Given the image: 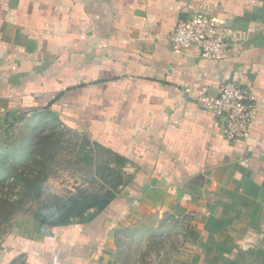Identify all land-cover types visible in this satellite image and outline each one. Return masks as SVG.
Returning <instances> with one entry per match:
<instances>
[{"label": "crops", "instance_id": "crops-1", "mask_svg": "<svg viewBox=\"0 0 264 264\" xmlns=\"http://www.w3.org/2000/svg\"><path fill=\"white\" fill-rule=\"evenodd\" d=\"M197 12L228 28L224 58L173 49ZM228 79L259 107L245 140L196 101ZM38 110L127 159L125 204L113 226L20 216L0 264H122L117 232L143 214L183 222L148 264H264V0H0V128Z\"/></svg>", "mask_w": 264, "mask_h": 264}, {"label": "rangeland", "instance_id": "rangeland-1", "mask_svg": "<svg viewBox=\"0 0 264 264\" xmlns=\"http://www.w3.org/2000/svg\"><path fill=\"white\" fill-rule=\"evenodd\" d=\"M92 146L82 130L47 110L23 113L0 128V240L18 217L33 219L70 192L100 187ZM182 235V220L143 214L118 230L116 256L122 264L166 261L180 251Z\"/></svg>", "mask_w": 264, "mask_h": 264}, {"label": "built area", "instance_id": "built-area-1", "mask_svg": "<svg viewBox=\"0 0 264 264\" xmlns=\"http://www.w3.org/2000/svg\"><path fill=\"white\" fill-rule=\"evenodd\" d=\"M229 36L225 25L206 13L197 12L177 21L170 42L174 50L193 46L203 57L222 59L230 47ZM196 101L215 117L223 118V133L227 139L249 137L259 107L246 86L228 79L217 95H201Z\"/></svg>", "mask_w": 264, "mask_h": 264}, {"label": "trees", "instance_id": "trees-1", "mask_svg": "<svg viewBox=\"0 0 264 264\" xmlns=\"http://www.w3.org/2000/svg\"><path fill=\"white\" fill-rule=\"evenodd\" d=\"M52 114L57 118L53 112ZM92 145L95 154L90 160L100 187L96 191L87 192L82 189L70 192L57 199L50 207H43L39 213L34 214V220L50 226L74 222L92 224L96 221L115 225L125 204L119 191L128 182L123 170L127 159L97 142H92Z\"/></svg>", "mask_w": 264, "mask_h": 264}]
</instances>
